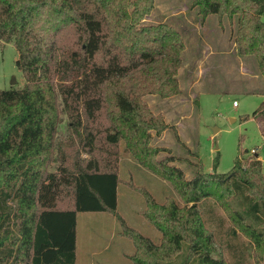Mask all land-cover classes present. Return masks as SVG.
<instances>
[{
    "label": "trees",
    "instance_id": "obj_1",
    "mask_svg": "<svg viewBox=\"0 0 264 264\" xmlns=\"http://www.w3.org/2000/svg\"><path fill=\"white\" fill-rule=\"evenodd\" d=\"M191 5L202 19L234 20L237 55H253L264 78V0ZM153 7L154 0H0V42H12L25 79L22 88L0 89V264H75L81 211L115 216L134 245L131 264H245L252 245L264 249L256 149L225 173L215 172V158L211 172L187 178L175 156H159L168 148L152 144V132L168 125L144 97L180 92L185 49L178 28L145 21ZM252 115L264 137V99ZM125 150L172 190L158 201L128 181L144 197L139 213L160 232L159 244L117 212Z\"/></svg>",
    "mask_w": 264,
    "mask_h": 264
},
{
    "label": "rangeland",
    "instance_id": "obj_2",
    "mask_svg": "<svg viewBox=\"0 0 264 264\" xmlns=\"http://www.w3.org/2000/svg\"><path fill=\"white\" fill-rule=\"evenodd\" d=\"M191 2L154 0L153 10L145 18L146 22H153L162 21L165 17V22L180 30L186 46L176 76L180 92L166 98L155 94L144 97L151 110L162 114L168 125L160 134L152 132V144L168 148L170 154L160 152L159 156H175V163L183 169L187 178L200 168L211 172L215 158L218 159L215 172L225 173L231 169L237 156L251 155V149H256L264 166L261 120L252 115L264 99V78L258 72L255 57H239L232 50L234 20L230 25L226 17L219 20L216 16L209 22L212 30L208 29L206 33L201 30L199 35L192 32L187 26L201 16ZM185 7L190 12L187 15L174 13ZM221 24L226 28L219 29ZM200 35L202 40L198 37ZM204 49L212 52L204 57ZM17 56L12 42H0V89H19L25 84L22 72L15 63ZM117 163L120 177L117 212L129 226L159 244L160 232L139 213L144 207V197L128 181L144 185L158 201L166 195H173L172 190L164 179L137 165L126 150L120 152ZM174 199L179 200L176 194ZM76 222V264H85L87 256L92 264L122 263L116 259L121 246L119 240L130 242V239L120 234L118 223L111 213L81 211L76 215ZM223 254L229 259L228 253L223 251ZM245 264H264V249L252 245L245 252Z\"/></svg>",
    "mask_w": 264,
    "mask_h": 264
},
{
    "label": "crops",
    "instance_id": "obj_3",
    "mask_svg": "<svg viewBox=\"0 0 264 264\" xmlns=\"http://www.w3.org/2000/svg\"><path fill=\"white\" fill-rule=\"evenodd\" d=\"M188 7H185L183 9H179L178 11L174 12V13H181L184 14V15H187V13H190V12H187V9ZM216 15L214 14H210L208 15L207 17H205L204 19H202L200 17V19H198L194 24H192L191 26H187L192 32H197L198 35L200 33L201 30H204V32L206 33V31L209 29L212 30L213 29V26H209V22L213 19H215ZM165 17L162 19V21H164ZM226 28V25H223L221 24L219 29H225ZM201 40L203 39V37L200 35L198 36ZM186 47V46H185ZM234 47V48H233ZM233 47H232V50H235V45L233 43ZM186 49V48H185ZM185 51V50H184ZM236 51V50H235ZM212 51H208L207 52V49H204L203 50V55L204 57L207 56L208 53H211ZM239 56V55H238ZM241 57V56H239ZM202 61H204L202 59ZM202 61H198V62H201ZM238 105V104H237ZM77 215V214H76ZM113 215V214H112ZM114 216V215H113ZM115 217V216H114ZM116 220V218H115ZM77 224V222H76ZM120 243H121V246L119 247V249L117 250V255H116V259L119 261V262H122L121 264H127V262L129 261L130 264H131V259H130V256L131 254L133 253L134 251V245L132 243L131 240H129L130 242H128L127 240H119ZM92 253V252H91ZM76 257H75V264L77 262V230H76ZM85 256V255H84ZM84 259V258H83ZM85 264H92V262L90 260H88V256H87V259H85Z\"/></svg>",
    "mask_w": 264,
    "mask_h": 264
},
{
    "label": "built area",
    "instance_id": "obj_4",
    "mask_svg": "<svg viewBox=\"0 0 264 264\" xmlns=\"http://www.w3.org/2000/svg\"><path fill=\"white\" fill-rule=\"evenodd\" d=\"M233 105H236V101H233ZM254 149H251V152H253Z\"/></svg>",
    "mask_w": 264,
    "mask_h": 264
}]
</instances>
